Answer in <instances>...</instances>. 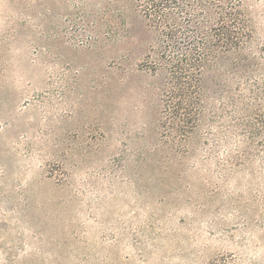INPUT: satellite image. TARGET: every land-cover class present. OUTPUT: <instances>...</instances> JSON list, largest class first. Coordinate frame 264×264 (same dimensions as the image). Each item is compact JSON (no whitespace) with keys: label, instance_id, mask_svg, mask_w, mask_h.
<instances>
[{"label":"rangeland","instance_id":"374dc122","mask_svg":"<svg viewBox=\"0 0 264 264\" xmlns=\"http://www.w3.org/2000/svg\"><path fill=\"white\" fill-rule=\"evenodd\" d=\"M232 2L184 134L134 0H0V264H264V0Z\"/></svg>","mask_w":264,"mask_h":264},{"label":"trees","instance_id":"16d2710c","mask_svg":"<svg viewBox=\"0 0 264 264\" xmlns=\"http://www.w3.org/2000/svg\"><path fill=\"white\" fill-rule=\"evenodd\" d=\"M134 2L154 32L149 69L163 80L169 131L188 133L199 115L204 73L225 66L249 38L244 15L232 0ZM238 62L229 70L244 66Z\"/></svg>","mask_w":264,"mask_h":264}]
</instances>
